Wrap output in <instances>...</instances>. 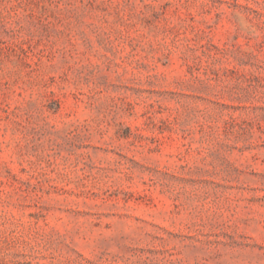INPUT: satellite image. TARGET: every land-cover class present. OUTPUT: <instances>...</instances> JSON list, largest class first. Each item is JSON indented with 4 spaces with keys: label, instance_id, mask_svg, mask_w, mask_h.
I'll list each match as a JSON object with an SVG mask.
<instances>
[{
    "label": "rangeland",
    "instance_id": "rangeland-1",
    "mask_svg": "<svg viewBox=\"0 0 264 264\" xmlns=\"http://www.w3.org/2000/svg\"><path fill=\"white\" fill-rule=\"evenodd\" d=\"M0 264H264V0H0Z\"/></svg>",
    "mask_w": 264,
    "mask_h": 264
}]
</instances>
